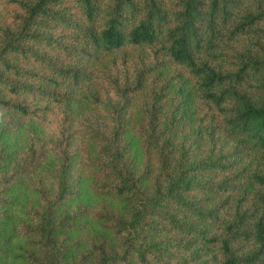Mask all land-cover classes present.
<instances>
[{
    "label": "trees",
    "instance_id": "trees-1",
    "mask_svg": "<svg viewBox=\"0 0 264 264\" xmlns=\"http://www.w3.org/2000/svg\"><path fill=\"white\" fill-rule=\"evenodd\" d=\"M5 257L264 264V0H0Z\"/></svg>",
    "mask_w": 264,
    "mask_h": 264
},
{
    "label": "rangeland",
    "instance_id": "rangeland-1",
    "mask_svg": "<svg viewBox=\"0 0 264 264\" xmlns=\"http://www.w3.org/2000/svg\"><path fill=\"white\" fill-rule=\"evenodd\" d=\"M77 141H79V140H77ZM89 201H90V203L92 204V205H96L98 202H99V199H97V198H94L93 196H89ZM16 214H17V209H16V211H14ZM83 237L85 238V236H86V233L84 232L83 233ZM17 245V244H16ZM5 262H7V263H11V261L10 260H8V257H5Z\"/></svg>",
    "mask_w": 264,
    "mask_h": 264
}]
</instances>
